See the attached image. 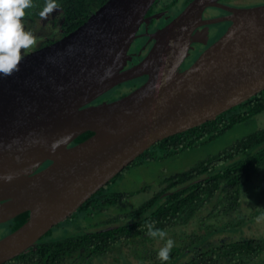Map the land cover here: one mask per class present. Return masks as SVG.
<instances>
[{"label": "water", "instance_id": "1", "mask_svg": "<svg viewBox=\"0 0 264 264\" xmlns=\"http://www.w3.org/2000/svg\"><path fill=\"white\" fill-rule=\"evenodd\" d=\"M153 1L105 0L74 29L26 54L19 72L0 77V222L28 210L24 222L0 236V263L70 216L158 139L264 88V3L228 7L225 31L178 71L193 28L218 19L202 17L217 0H189L150 34L155 40L146 54L123 68ZM144 74L129 92L90 103Z\"/></svg>", "mask_w": 264, "mask_h": 264}, {"label": "trees", "instance_id": "2", "mask_svg": "<svg viewBox=\"0 0 264 264\" xmlns=\"http://www.w3.org/2000/svg\"><path fill=\"white\" fill-rule=\"evenodd\" d=\"M105 0H57L60 8L59 16L62 20L60 26L63 32H68L83 22L91 11L98 8ZM189 0H166L160 6L161 10L171 8L174 10L186 4ZM35 7L26 9V18L36 20L39 12L45 5V0H33ZM152 11L149 10V12ZM138 78L125 80L109 89L102 96L114 97L135 86ZM110 93L109 95H106ZM264 88L249 98L227 108L214 118L198 125L189 127L161 139L145 148L128 165L114 175L107 183L93 192L77 208L73 215L86 217L88 223L91 219L89 207L100 214L115 204L113 193L109 192L108 184L122 175L128 168L146 164L154 160H162L170 156L176 157L184 150H194L208 144L214 139L224 135L235 125L253 121L252 129L239 137H234L226 145L214 152L205 155L183 170L165 174L152 188L150 195L143 199L138 206L118 207L123 211V223L114 228L91 229L70 232V216L58 222L41 235L31 246L19 254L0 264H63L76 258L84 259L86 256L102 253L107 247L119 242L121 239H144L148 236V223L157 229L172 228L181 223L197 224L202 215V208L208 201H229L234 208L242 198V186L249 180L254 190L264 192ZM92 133L86 130L71 141L77 142ZM48 158L42 164H45ZM149 190V186H147ZM260 188V189H259ZM111 190V189H110ZM132 192H128L131 196ZM120 200V198H118ZM85 214V215H84ZM28 216V210L22 211L6 221L0 223L8 233L19 226ZM114 222V221H113ZM119 224V223H117ZM122 224V223H121ZM144 234V235H143ZM2 236V235H1ZM135 237V238H134Z\"/></svg>", "mask_w": 264, "mask_h": 264}, {"label": "flooded vegetation", "instance_id": "3", "mask_svg": "<svg viewBox=\"0 0 264 264\" xmlns=\"http://www.w3.org/2000/svg\"><path fill=\"white\" fill-rule=\"evenodd\" d=\"M217 1L219 4H210L203 8L202 17L218 19L200 23L193 28L192 34L195 39L189 44L186 55L177 67L178 71L188 67L208 45L225 31L231 23L229 16L232 11L228 7H247L264 3V0ZM164 3L166 0H154L147 9L144 15L146 20L141 21L136 37L128 46L129 58L126 59L123 68L139 61L146 54L155 40L150 34L172 19L188 2L176 11L173 9L166 11L171 8L161 10L160 6ZM151 9L152 11L149 12ZM61 20L57 10L46 20L39 17L36 20L28 19L27 22L33 23L36 28L39 27L42 33H53V37H43L42 35L41 45H43L65 33L60 26ZM146 77L145 74L134 77L140 81L129 90L122 92V95L142 83ZM103 94L90 103H96L105 98L113 99L121 95L104 97ZM73 143L75 142L70 140L67 145ZM50 161L39 165L37 169L44 167ZM251 185L260 187L263 185V181L259 184H253V182L249 184V180L244 183L242 198L237 208H234L229 201L224 203L223 199L221 203L218 200L208 201L202 208L200 220L198 221L195 217L197 224L181 223L172 228H165L164 230L168 233L165 240L152 239L149 236L141 240H138L137 237L121 239L107 247L102 253L86 256L79 261L76 258L71 260L70 257L63 264H264V223L257 222L259 215L264 212V192L258 189L253 190ZM109 192L114 194L116 202L109 206L108 210L102 211L100 214L103 216L96 221L91 219V222L88 223L86 217H79L78 214L73 215L77 209L70 214L71 233L76 232L78 226L83 227L81 230L85 231L111 229L128 224L123 223V211L118 207L128 203H130V207L137 206L131 205L133 195L129 196L128 192L120 189H111ZM88 210L91 213L90 217L97 214L92 207H89ZM92 224L95 225L92 226ZM167 239L174 241V247L171 250L169 261L162 262L158 259V251L165 245Z\"/></svg>", "mask_w": 264, "mask_h": 264}, {"label": "rangeland", "instance_id": "4", "mask_svg": "<svg viewBox=\"0 0 264 264\" xmlns=\"http://www.w3.org/2000/svg\"><path fill=\"white\" fill-rule=\"evenodd\" d=\"M52 14H54V12ZM27 21L28 18H26V20L24 18V27L27 31H31L38 38L37 47L41 45L42 35L43 37H53V33H42V31L39 30V27L36 28L33 23H28ZM106 95L110 96V93H107ZM262 121L264 122V117ZM253 125V121H245L239 123L232 127L224 135L214 139V141L201 147H197L194 150H184L175 158L167 156L160 161L154 160L147 162L146 164H140L139 166L130 167L122 175L116 177V179L112 180L108 184V190L120 189L125 190L126 192H132L131 194H133V203L131 205L138 206L143 199L147 198L150 195L151 192L149 191H152V188L157 186V182L161 178H163L165 174H169L177 170H183L184 168L195 162L197 159L203 157L206 152H214L226 145L234 137H239L243 133L249 131L250 129H252ZM147 186H149V190ZM125 206L130 207V203L125 204ZM102 216L103 215L99 216V214H95L88 219L96 221ZM257 222L264 223V212L259 215ZM96 224H99V222H96ZM94 225L95 224H92V226ZM3 233H5V228L0 226V236L3 235Z\"/></svg>", "mask_w": 264, "mask_h": 264}, {"label": "clouds", "instance_id": "5", "mask_svg": "<svg viewBox=\"0 0 264 264\" xmlns=\"http://www.w3.org/2000/svg\"><path fill=\"white\" fill-rule=\"evenodd\" d=\"M33 7V0H0V77H9L19 72L25 55L30 54L38 45V38L27 31L23 24L26 9ZM59 8L57 0H45L39 16L46 20ZM145 227L146 234L152 239L165 240L168 235L166 230L157 229L152 223ZM173 247L174 241L167 239L158 251V259L162 262L169 261Z\"/></svg>", "mask_w": 264, "mask_h": 264}]
</instances>
